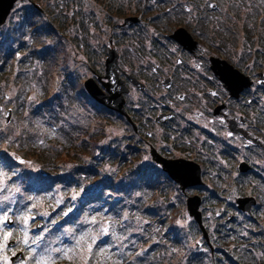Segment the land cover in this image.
Returning <instances> with one entry per match:
<instances>
[{"label": "rangeland", "instance_id": "1", "mask_svg": "<svg viewBox=\"0 0 264 264\" xmlns=\"http://www.w3.org/2000/svg\"><path fill=\"white\" fill-rule=\"evenodd\" d=\"M30 1L39 11V20H44L45 14L51 11L53 14L61 13L67 16L72 11L78 13L76 14L78 45L70 43L69 28L61 16L60 19L63 25L65 24L63 28L61 27V32L65 29L67 32L64 33L66 40L58 48L60 50L56 49L54 41L57 37H53V44L51 39L45 36L38 38L37 41L32 40V45L41 44L44 49L52 45L51 48L54 49L52 53H56L59 58L57 64L38 58L31 62L24 60L22 63L20 59L15 58L17 51L14 48L12 51L14 56L6 61L7 75H0V155H6L11 159L0 156V216L6 213L11 219L10 225L7 223L0 225V264H36L41 256L48 255L52 257L50 264H85V259L87 264H214V258L224 259L221 250H225L226 247L215 242L216 237L214 234L211 237L210 231L214 233L217 226L228 223L230 220L227 219L230 216L238 220L244 215L247 216L235 207L237 197L251 196L255 200V206L263 205L264 184L261 188L258 183L264 180L227 179L224 177L225 173L227 171L230 175V172L226 170L222 171L224 176H220L219 180L202 175L200 179L203 185L198 189H186L182 193L178 185L169 179L162 190L160 187H163V183L161 186L156 185L155 190H144L141 187L136 191L137 205L131 196L120 201L112 189L111 193L105 194L103 200L94 198L86 202L77 218L81 220L82 228L80 223L75 222L54 231L51 225L54 226L55 219L47 222L46 217L61 205L63 200L60 197L63 194L68 195L72 204L73 196L90 191L87 187L83 188L82 183L70 182L65 185L68 175L74 174L75 167L89 165L92 158L89 154L77 157L78 155L74 153L72 148L79 144L81 136L77 137L74 132L77 129H70L66 122L69 121L67 117L74 116L72 122L71 120L69 122L74 128L82 130L86 125L84 117L91 118L93 108L89 105L86 95H83L81 85L83 79L91 75L86 67V61L90 63L95 74H103L102 63L107 39L109 36L117 39L118 26L124 16L141 12L181 13L188 14L184 17L190 20L194 14L195 18L200 15L204 24L197 29L203 28L205 31V40L202 44L237 69L244 72L249 70L254 75L258 73L260 78L264 79V0H155L149 5H145L143 0H69L67 3L65 0ZM212 4L217 8L210 9ZM120 7L122 10L118 11ZM74 8H77V11ZM31 9L35 10L27 4V0H17L5 23L0 26V40L9 32L7 26L12 25L20 15ZM116 11L121 13L116 15L114 13ZM174 27L175 22L169 23L167 32L172 31ZM23 40L26 45L30 44L31 39L28 36ZM115 42L121 53L119 65L127 71L134 63L125 55V52L128 53L126 46ZM82 43L85 47L89 44L87 53L88 47H80ZM28 49L29 47L21 49L17 58H25ZM13 69L16 74L13 73ZM62 74L66 77L70 74L75 87H70ZM58 91L62 95L59 101L62 110L55 107L56 117L51 120V115L43 102ZM72 98L73 102L70 101L71 104L68 106L67 102ZM29 105L33 107L32 111L39 106V111L32 114ZM79 106L82 108L87 106V113L84 114L85 110ZM7 110H11V114L9 121L5 122ZM104 122L105 135L98 143H110L119 149L127 142L135 143L131 128L123 120ZM150 126L148 129H154ZM67 130L72 133L71 138L66 133ZM92 149L91 144L88 150ZM57 150L60 154L55 153ZM142 152L140 163L142 166L149 164V169L152 168L156 175L157 171L151 166L146 150ZM181 153L184 152L179 154ZM31 154H35V158L42 160L44 165L33 162L31 157L34 155ZM104 163L106 164L104 168L110 165L106 161ZM216 163L219 166L218 159ZM111 166L110 174H116L118 177L123 176L128 167L119 163L121 167L117 168L118 163L115 160L111 162ZM147 168L141 175L149 172ZM41 169L46 171L47 178H63L62 182L57 181L50 190L56 199L52 197L49 199L50 193L47 195L46 192H40L38 195L30 192L27 180H21L22 171H27L28 175L35 177ZM33 181L41 183L37 178ZM190 196H198L201 199L198 209L211 250L203 240L196 223L187 215L185 200ZM108 197L110 199L105 201ZM254 207L251 209V216L261 219L264 206L261 210H255ZM71 208L69 207L68 211L72 210ZM221 211L225 212L224 217L216 219L215 213ZM25 218L28 220L27 224L24 222ZM37 225L39 228H36ZM224 227L228 230L230 225L226 224ZM6 233L11 235L5 238ZM25 233L28 236V244L23 243ZM36 236L43 239L32 243ZM81 237L84 238L77 247L76 241ZM93 238L96 242L89 254L87 246L92 244ZM103 241H106L107 245L97 248ZM10 242L12 245H9ZM196 243H199V246H196ZM56 248L62 250L72 248L73 251L67 255L62 252H49L50 249ZM96 248L100 250L97 253ZM215 249L218 250L215 252ZM17 253H21L23 260L11 262L10 259ZM254 253L259 257L258 251ZM199 258L202 259L201 263L198 261Z\"/></svg>", "mask_w": 264, "mask_h": 264}, {"label": "flooded vegetation", "instance_id": "2", "mask_svg": "<svg viewBox=\"0 0 264 264\" xmlns=\"http://www.w3.org/2000/svg\"><path fill=\"white\" fill-rule=\"evenodd\" d=\"M143 1L145 5H149L155 0ZM27 4L34 8L32 1L27 0ZM209 8L217 7L212 4ZM74 10L77 11V8ZM114 13L117 15L121 12ZM76 14L78 13L73 11L68 16L55 14L57 50H60L58 48L66 40L64 33L67 29L61 32V27L66 23L70 32V43L78 45ZM187 15L141 12L124 16L118 26L117 39L111 36L107 39L102 63L103 74H95L90 63L86 61L91 75L81 82L83 95H86L88 102L94 101L83 86L87 79L92 80L106 93L105 84L108 80L105 77V60L109 50H114L115 73L127 89L122 95L123 109L130 122L125 116L110 111L116 113L131 128L141 158L142 151L146 150L150 164L158 174L170 179L152 161L149 155L151 148L163 159L195 163L199 166L200 178L205 174L211 176V179L219 180L220 176H224L222 171L228 170L230 175L226 171L224 176L227 179L264 180V85L259 83L264 79L258 73L254 75L249 70L244 72L237 69L217 53L208 50L202 44L205 31L203 28L199 29L204 24L203 17L197 15L195 18L194 14L189 20L184 17ZM127 18H132L133 21L125 23ZM173 22L174 29L167 32L169 23ZM178 29H183L186 35L181 38L173 36ZM115 41L126 46L128 53L125 52V55L134 63L129 65L127 71L119 65L121 53ZM80 47L85 46L82 43ZM86 47L87 53L89 44ZM222 60L239 71L245 79L235 96L230 95L216 73ZM149 126L155 130L148 129ZM180 152L184 153L179 154ZM240 165H244V169ZM201 185L189 188L198 189Z\"/></svg>", "mask_w": 264, "mask_h": 264}, {"label": "trees", "instance_id": "3", "mask_svg": "<svg viewBox=\"0 0 264 264\" xmlns=\"http://www.w3.org/2000/svg\"><path fill=\"white\" fill-rule=\"evenodd\" d=\"M101 4H103V2ZM34 9L35 10L31 9L28 12L26 11L24 14L20 15L17 21H15L9 27L7 25H4L7 26L9 32L4 37H2L3 39L1 38L2 40H0V75H7L8 70L6 71V61L11 60L12 56H14L12 52L14 48L17 51L15 58L17 60L20 59L22 63H24V60L31 62L38 58L41 61L48 60L49 62L53 61V64H57L58 59L56 53L53 54L54 49L51 48L52 45L46 47L45 49L41 44L39 46L32 45V40L37 41L38 38H42L43 36H45L46 38H50L52 41L51 44L56 41L55 39L53 41V37H56L55 14H53V11L48 12L49 16H45L44 20H39V11L35 8V6ZM9 22H11V20ZM9 24L10 23H8V25ZM25 36H28V38L31 39L29 45H26L25 41L23 40ZM28 47L29 49L27 50L28 52L26 54V57L17 58L19 51ZM13 73L16 74V71H14V69ZM59 76H61V73ZM62 76L64 77L67 84H70V87L74 86V81L71 80L70 74L67 75V77L64 74H62ZM61 96L62 95L58 91L43 102V105L47 107L48 112L51 115V120H54L56 117L57 111L55 107L62 110V106H59ZM70 101L73 102V98L69 99V102H67L68 106L71 104ZM88 103L90 106H92L93 109L90 107V110L92 109L91 118H87V116L84 117V122L86 123L85 128L81 130L78 128H74L71 125L74 116L67 117V119L69 121L71 120V122L67 121L66 123L70 129H77L74 131L77 137L81 136L79 144H77L76 146L74 145L77 148H72L74 149V153L78 155L77 157H82V155L84 156L89 154L92 158L89 160V165L83 164L82 166H76L74 174L68 175V178L66 180L67 184L65 185H68L70 182L76 184L82 183L83 188L87 187L88 189H90V191L73 196L72 204L70 203L68 195L63 194L60 197V199L63 200L61 205L58 206L56 210L53 211L50 215H48V217H46L47 222L49 220L55 219V222H53L54 226L51 225L52 230L54 231L61 229L64 225L75 222L80 223L81 225V220H77V218L80 216V211L85 203L90 202L94 198L103 200L106 193H111V189L113 190L112 192H115L116 195L119 196L120 201H122V199L125 200L126 197L131 196L135 200V205H137L136 202L138 198H136L135 192L141 189V187H143L144 190H155V188L157 187L156 185L161 186L163 183V187H160V190H162L167 185L166 181H169L168 178L159 177L158 173L155 175V173L151 170L152 168L149 169V164L142 166V164L140 163V150L138 146H136V143L127 142L123 148L120 147L121 149H119L116 145L114 146L110 143H98L102 141L105 135V131L103 128L105 126L104 121L110 123L112 121L120 120V117L116 113L107 110L94 101H90ZM38 107L39 106H37V108H34L32 111L33 107L29 105V111L34 114V112L39 111ZM85 107L86 108H82L79 106L80 109L85 110L84 114L85 112L87 113L88 110V107ZM66 133L68 134V136H70V138L72 137V133L70 131L67 130ZM91 144L93 149L88 150V146H90ZM65 145H67V141L65 142ZM55 153L60 154L59 150L55 151ZM31 155H34L32 157L30 156L33 162L44 165L42 160L35 158V154ZM0 156L9 159L6 155ZM114 160L118 163L117 168L121 167L119 166V163L124 166H128L127 169H125V172H123L124 175L121 177H118V175L116 174H110L112 168L111 162H113ZM105 161L110 164L107 165L106 168L103 167L106 165L104 163ZM146 168L149 169L147 170L149 172H147L145 175H141L143 170H145ZM45 174L47 175L44 169L39 170L38 174L35 177H32L30 174L28 175L27 171H22L21 176L23 177L21 180H27L26 184L30 192H34V194L38 195L40 194V192H46V194L48 195L50 193V190H52L53 185L57 181L62 182L63 178H47ZM35 178L39 179L41 183H34L33 180H35ZM90 181H92L91 184ZM258 184L261 185L259 187L262 188V184H264V182H260ZM49 195V199H51V197L53 199H56V197L52 193H50ZM262 195L264 196V190L262 192ZM109 199L110 198L108 197V199H105V201ZM133 206L131 207L133 208ZM263 206L264 203L263 205L260 204L255 206L254 209L261 210ZM69 207H72V210L68 211ZM65 213H67V215H65ZM224 214V211L217 212L215 213V217L216 219H219L224 217ZM204 220L207 221L206 218ZM226 224L230 225L228 230H226L224 227V225ZM226 224L223 223V225H221L220 227L217 226L214 230V233L213 231H210V236L212 237V235L214 234L216 237L215 242L217 241V243L222 245V247H226L225 250H221L224 254V259L220 257L214 258V264H264V213H262L261 219L252 217L251 214L247 216L244 215L242 216V219L239 220L235 217H232ZM205 226L209 227L208 225ZM82 227L83 226L81 225V228ZM242 229L244 230L243 233L241 232ZM106 245V241H103L98 244L97 248ZM99 249H97L95 252H99ZM217 250L218 249H215V252ZM113 251H115L114 248ZM254 251L259 252V257H256L254 255ZM201 260V258L198 259L199 263H201Z\"/></svg>", "mask_w": 264, "mask_h": 264}, {"label": "water", "instance_id": "4", "mask_svg": "<svg viewBox=\"0 0 264 264\" xmlns=\"http://www.w3.org/2000/svg\"><path fill=\"white\" fill-rule=\"evenodd\" d=\"M17 0H0V26H2L6 18L11 11L14 3ZM132 18H127L125 23L132 22ZM181 36L186 35L183 29H178L175 31L173 36ZM114 50H109L108 56L105 60V77L108 80V83L105 84L106 93L102 92L101 89L90 79L84 81L83 86L87 94L99 105H102L104 108L111 110L113 112L118 113L119 115L125 116V118L129 121L128 117L125 114L123 109V93L127 92V89L124 87L123 82L117 79V75L115 73V55L113 54ZM221 66H217L216 73L219 75L220 79L226 86L230 95L235 96L239 89L242 87L243 81H245L243 75L239 73L236 69H234L231 65H229L224 60L221 61ZM260 77V76H259ZM131 81L134 84H137L132 78ZM264 85V81H259ZM245 85V84H243ZM11 110H7L5 114V122H8L10 119ZM130 122V121H129ZM133 129L135 130L134 125L132 124ZM149 155L152 158V161L160 166V168L168 174L170 179L178 185L180 192H184L186 188L199 186L202 184L200 179V170L199 166L195 163L185 160H166L161 158L155 151L151 148L149 150ZM241 169H244V165H240ZM201 203V199L198 196H190L185 200L186 212L189 218H192L193 221L198 226L199 231L201 232V236L203 240L208 244L210 250L211 245L209 244L208 235L206 233L204 225L202 224L201 213L199 211V206ZM236 208L244 213H251V208L255 206V200L251 196L247 197H239L235 200ZM232 216L228 217L227 220H230ZM7 224H11V219H8ZM36 228H39L37 225ZM12 245V242L9 243ZM196 246H199V243H196ZM23 260V256L21 253H17L14 257L10 259L11 262L17 260Z\"/></svg>", "mask_w": 264, "mask_h": 264}, {"label": "snow or ice", "instance_id": "5", "mask_svg": "<svg viewBox=\"0 0 264 264\" xmlns=\"http://www.w3.org/2000/svg\"><path fill=\"white\" fill-rule=\"evenodd\" d=\"M65 215H67V213H65ZM8 216L7 214L5 213L3 216H0V225H5L6 222L8 221ZM24 222L27 224L28 223V220L27 218H25ZM105 231H107V229H105ZM8 235H11V233H6V236L5 238H7ZM84 237H81L80 240H77L76 241V246L79 247L80 246V241L83 240ZM43 237L41 236H36L33 238L32 240V243H37L38 241L42 240ZM95 238H93L92 240V244H89L87 246V251L89 254H91L92 252V245L95 244ZM23 243L25 244H28L29 243V240H28V236H27V233H25V236H24V240H23ZM51 251H55L57 253H63L64 255H67L69 252H72L73 249L72 248H66V249H60V248H56V249H50L49 252ZM52 260V257L51 255H48V256H41L37 261H36V264H50ZM85 264H87V259H85Z\"/></svg>", "mask_w": 264, "mask_h": 264}]
</instances>
